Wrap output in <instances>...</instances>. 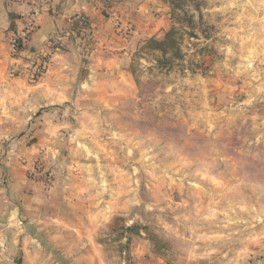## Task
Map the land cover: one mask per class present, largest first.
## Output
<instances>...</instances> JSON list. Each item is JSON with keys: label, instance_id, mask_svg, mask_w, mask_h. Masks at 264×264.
Returning a JSON list of instances; mask_svg holds the SVG:
<instances>
[{"label": "rangeland", "instance_id": "374dc122", "mask_svg": "<svg viewBox=\"0 0 264 264\" xmlns=\"http://www.w3.org/2000/svg\"><path fill=\"white\" fill-rule=\"evenodd\" d=\"M87 5L104 39L80 18L45 53L28 50L35 30L9 51L25 80L21 123L0 124L2 200L28 198L61 235L54 264H264V0ZM170 28L182 58L159 69L138 51ZM69 48L96 71L81 86L59 74L66 95L47 102L34 90Z\"/></svg>", "mask_w": 264, "mask_h": 264}, {"label": "crops", "instance_id": "0c3cea01", "mask_svg": "<svg viewBox=\"0 0 264 264\" xmlns=\"http://www.w3.org/2000/svg\"><path fill=\"white\" fill-rule=\"evenodd\" d=\"M30 6L31 0H0V124L21 123L20 120L11 117L13 107L20 103L16 104L10 98L19 96L22 91L15 90L11 86L17 80L24 82L25 78L16 80L8 76L9 68L13 65L8 55L10 51L8 41L10 33L13 32L11 28L15 27L17 30L19 26L21 27ZM80 18H86L91 24L94 19L97 28L94 27L92 32L104 39L105 31L98 26L102 20L95 10H89L87 0H46L35 19V31L33 30L28 44L29 52L31 54L45 53L48 49L47 43L56 38L59 33L75 32ZM98 40L100 43H96V46H102L105 43L103 40L102 42ZM69 49L71 51L68 53L63 51V53L58 51L54 53L46 74L34 90L36 94L44 96L47 102L53 101L51 97L57 100L66 95L64 89L55 83V80L60 78L59 74L73 70L72 81L81 86L86 84L96 71L94 68H88V64L85 65L84 59L77 55L75 48ZM77 49L79 50L78 47ZM23 93L25 95L26 90H23ZM3 193L4 190L0 189V264H18V262L19 264H54L50 259L52 251H62L64 255H68L69 249L57 244L61 235L54 232L52 228L46 229L43 222L33 214L36 207L29 202L31 200L21 198L16 207L13 202L2 200ZM15 210L19 217L12 216ZM43 240L53 247L41 248L39 242Z\"/></svg>", "mask_w": 264, "mask_h": 264}, {"label": "trees", "instance_id": "16d2710c", "mask_svg": "<svg viewBox=\"0 0 264 264\" xmlns=\"http://www.w3.org/2000/svg\"><path fill=\"white\" fill-rule=\"evenodd\" d=\"M192 18H187V22L191 23ZM12 26V25H11ZM180 38L175 28H170L162 37V39L151 38L139 49L138 52L158 53L156 58L157 68H169L173 61L180 60L182 54L179 48ZM19 46V45H18ZM136 227L127 228L128 231L134 232Z\"/></svg>", "mask_w": 264, "mask_h": 264}, {"label": "built area", "instance_id": "2783aa9c", "mask_svg": "<svg viewBox=\"0 0 264 264\" xmlns=\"http://www.w3.org/2000/svg\"><path fill=\"white\" fill-rule=\"evenodd\" d=\"M46 0H31L29 13L25 16L21 27L18 29L10 40V51L15 53L17 46L23 44L35 29V19L39 13V9L44 5Z\"/></svg>", "mask_w": 264, "mask_h": 264}]
</instances>
